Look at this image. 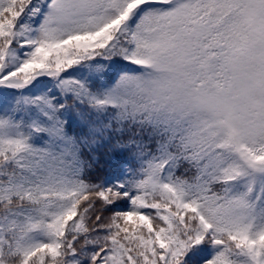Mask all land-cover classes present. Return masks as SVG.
Segmentation results:
<instances>
[{"label":"snow or ice","instance_id":"1","mask_svg":"<svg viewBox=\"0 0 264 264\" xmlns=\"http://www.w3.org/2000/svg\"><path fill=\"white\" fill-rule=\"evenodd\" d=\"M0 264H264V0H0Z\"/></svg>","mask_w":264,"mask_h":264}]
</instances>
